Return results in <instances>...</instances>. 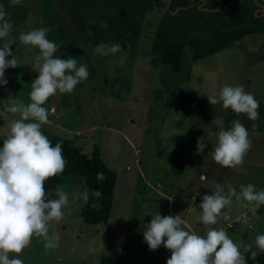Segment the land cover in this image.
<instances>
[{
    "label": "rangeland",
    "instance_id": "rangeland-1",
    "mask_svg": "<svg viewBox=\"0 0 264 264\" xmlns=\"http://www.w3.org/2000/svg\"><path fill=\"white\" fill-rule=\"evenodd\" d=\"M7 1L16 21L6 39L12 41L11 50L19 66L5 71L8 83L0 86V147L10 124L20 118L8 111L12 99L30 103L31 83L38 75L30 68L38 49L21 44L19 34L47 27V39L60 46L54 56L75 57L78 65H87L89 76L72 93L57 92L42 105L49 115L41 131L69 140L86 155L96 146L106 166L116 172L106 225L82 222L85 197L81 178L59 179L56 190L47 193L49 199H56V193L63 191L68 198L61 221L49 226V235L60 237L58 246L45 250L44 239L33 236L18 256L23 264H99L101 255L123 246L126 250L120 264H166L171 252L163 245L149 251L143 240L142 231L156 213L173 217L182 213L185 223L181 227L203 235L205 226L196 219L199 204L216 184L223 185L226 192L231 186L239 193L240 186L247 184L264 190V34L245 37L198 62L191 61L185 48L182 63L190 76L174 86L171 80L161 83L162 68L151 54L158 22L155 12L143 17L133 45L121 44L102 24L104 33L94 47L88 33L77 39L78 49L73 50L61 44L56 21L41 0H18L15 5ZM68 28L63 25L59 30ZM100 43L119 44L121 51L107 56L95 54ZM2 44L0 41V47ZM225 85H242L253 94L260 105V118L250 121L245 114L210 105L207 97L218 94ZM182 94L185 106L180 101ZM215 117L224 121L225 130L237 119L248 130L252 146L236 168L221 167L210 155L220 130L211 124ZM201 136L207 146L197 155ZM177 153L183 155L180 175L171 171V158ZM207 227L222 228L234 242L250 244L258 234H264V205L254 208L233 198L217 223ZM243 250L241 247L242 255Z\"/></svg>",
    "mask_w": 264,
    "mask_h": 264
},
{
    "label": "clouds",
    "instance_id": "clouds-1",
    "mask_svg": "<svg viewBox=\"0 0 264 264\" xmlns=\"http://www.w3.org/2000/svg\"><path fill=\"white\" fill-rule=\"evenodd\" d=\"M18 0H11L15 5ZM7 12L0 5V86H6L5 71L17 68L19 60L12 52L10 37L13 25L7 19ZM47 27H40L19 34L21 44L38 49L31 63V70L37 77L31 83L30 103L12 99L8 111L18 113L19 119L9 126V133L0 147V264H23L19 254L31 243L33 236L44 239L45 250L58 246L59 235H49V226L59 222L64 216L63 209L68 204L63 191L56 193V199H46L44 182L63 172L66 160L62 155V143L52 146L42 133L41 125L48 123V109L42 107L57 94H70L76 86L87 80V65L79 64L75 57L54 56L59 45L47 39ZM121 51L119 44L100 43L95 54L107 56ZM124 63V58H121ZM210 105H221L236 114H245L250 121L260 118V105L253 94L246 92L242 85H225L218 94L207 97ZM211 124L220 128L216 144L210 155L213 161L224 168H236L243 164L244 156L251 148L247 128L239 119L234 120L225 130L224 121L215 117ZM255 127V125H253ZM205 137L197 141V155L204 152ZM97 180L106 179L102 172ZM91 195L97 200L102 193L93 190ZM248 202L254 208L264 205V190L255 185H241L236 189L216 184L211 195L201 197L197 222L205 226L204 234L186 231L182 213L176 216H162L156 213L142 231L143 240L149 251L163 247L171 252L166 264H246L240 249L251 252L253 259L264 253V234H258L250 244L234 242L224 229L207 227L215 225L222 209L232 203V199ZM87 199V194L85 195ZM166 238V240H165ZM255 248V250H253ZM14 254V255H10Z\"/></svg>",
    "mask_w": 264,
    "mask_h": 264
},
{
    "label": "trees",
    "instance_id": "trees-1",
    "mask_svg": "<svg viewBox=\"0 0 264 264\" xmlns=\"http://www.w3.org/2000/svg\"><path fill=\"white\" fill-rule=\"evenodd\" d=\"M44 8L56 21V30L61 44L66 49H78L77 39L92 35L91 47L103 33L104 24L121 44H135L140 34L143 17L150 12L158 15L151 45L153 60L162 68L161 83L171 80L174 86L186 82L189 72L182 59L185 48L193 62L208 55L229 49L234 42L252 35L264 34V0H41ZM12 25L15 14L7 0H0ZM173 12V14H172ZM69 25L65 31L60 26ZM186 105L184 94L180 96ZM55 146L62 143V155L66 160L63 172L44 182L47 193L55 191L58 180L69 176L81 178L83 194H87L80 217L87 225H106L116 183V172L106 166L99 149L94 146L89 155L83 154L67 139L42 132ZM183 155L173 154L171 171L175 175L183 172ZM102 172L106 179L97 180ZM93 190L102 193L98 200L91 195ZM126 247L99 257V264H120ZM255 250V248H253ZM246 264H264V253L255 259L251 252L243 250Z\"/></svg>",
    "mask_w": 264,
    "mask_h": 264
},
{
    "label": "water",
    "instance_id": "water-1",
    "mask_svg": "<svg viewBox=\"0 0 264 264\" xmlns=\"http://www.w3.org/2000/svg\"><path fill=\"white\" fill-rule=\"evenodd\" d=\"M166 2H167V0H166ZM172 14H173V12H172Z\"/></svg>",
    "mask_w": 264,
    "mask_h": 264
},
{
    "label": "built area",
    "instance_id": "built-area-1",
    "mask_svg": "<svg viewBox=\"0 0 264 264\" xmlns=\"http://www.w3.org/2000/svg\"><path fill=\"white\" fill-rule=\"evenodd\" d=\"M190 201H191V199H190ZM192 202V201H191Z\"/></svg>",
    "mask_w": 264,
    "mask_h": 264
}]
</instances>
